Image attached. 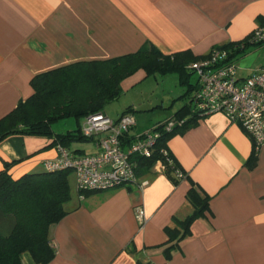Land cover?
Wrapping results in <instances>:
<instances>
[{
    "label": "crops",
    "instance_id": "0c3cea01",
    "mask_svg": "<svg viewBox=\"0 0 264 264\" xmlns=\"http://www.w3.org/2000/svg\"><path fill=\"white\" fill-rule=\"evenodd\" d=\"M262 24L264 0H0V118L31 96V79L39 74L134 53L146 42L165 54L202 56ZM232 60L243 78L264 65V45H247ZM179 85L186 89L169 110L147 117L141 130L135 124L136 133L191 115L193 86ZM186 123L165 143L183 178L174 181L152 168L139 174L141 186L90 191L50 226L54 254L44 264H264V144L255 149L241 126L221 113ZM26 137L0 142V169L4 160H16L9 170L14 178L42 171L43 162L57 156L54 146L44 147L48 138L37 136L34 147ZM191 187L208 208L183 233L182 222L194 211ZM137 207L145 212L142 225ZM22 262L38 264L28 252Z\"/></svg>",
    "mask_w": 264,
    "mask_h": 264
},
{
    "label": "trees",
    "instance_id": "16d2710c",
    "mask_svg": "<svg viewBox=\"0 0 264 264\" xmlns=\"http://www.w3.org/2000/svg\"><path fill=\"white\" fill-rule=\"evenodd\" d=\"M250 34L232 44L216 47L226 49L229 58L232 59L233 55L241 52L247 45H260L249 41ZM207 54L193 56L188 51L165 54L153 43L146 42L134 53L102 61L76 62L39 74L31 79L34 89L31 96L20 101L9 113L0 118V142L12 135L43 136L49 140L44 147L61 145L73 155L84 154L80 148L73 149L75 143L90 142V139L82 134L81 125L75 131L57 134L52 131V123L68 116H87L98 112L105 114V105L120 95L121 82L140 69L144 70L146 75L156 72L162 75L177 73L179 83L189 84L187 90H192L193 86L194 91L197 84L189 83L190 74L194 73L189 66ZM79 70L82 74L88 75L92 82L95 81L94 85L92 84L95 88L92 100L86 104H76L74 101L58 105L47 114L32 113L28 110L27 106L31 102L38 104L45 101L47 104L44 96L48 94L47 90L51 91L62 85L66 79H72L71 75ZM70 73L72 74L69 75ZM107 73L108 80L104 78ZM190 98L191 95L189 100ZM188 103L190 106V101ZM189 108L191 115L181 125L175 124L171 130H167V123L175 119L171 117L151 128L159 133V137L153 153L148 157L138 158V174L149 171L157 161H160L164 165V175L174 181L183 178L176 176V173L184 172L176 164L165 143L177 129L185 128L190 118L202 115L191 106ZM132 109L129 108V111ZM254 159L252 157L250 164L255 162ZM15 162L16 160H4L0 169V264H23L24 252H28L35 263L44 264L54 254L49 238L50 226L77 207L78 201L70 207L64 206L73 198V191L75 199L79 200L91 190L80 189L77 186L75 176L72 174L74 172L70 167L52 171L43 167L42 171L25 173L14 178L9 170ZM187 198L194 211L182 222L183 233L187 231L189 223L202 216L204 210L208 208L207 198L201 196L194 187L189 189Z\"/></svg>",
    "mask_w": 264,
    "mask_h": 264
},
{
    "label": "built area",
    "instance_id": "2783aa9c",
    "mask_svg": "<svg viewBox=\"0 0 264 264\" xmlns=\"http://www.w3.org/2000/svg\"><path fill=\"white\" fill-rule=\"evenodd\" d=\"M249 41L264 45V24L254 28ZM189 67L197 75V86L189 100L191 108L202 115L221 113L241 126L255 149L264 144V65L254 68L243 78L237 77V66L227 50L214 47L206 57L192 62ZM186 120L172 119L166 129L171 130L175 124L181 125ZM135 124L130 113H123L116 119L101 112L89 114L85 116L81 131L94 143L95 151L73 155L57 145V156L46 159L43 167L49 171L70 167L77 186L84 190L141 186L146 182H139L138 158L153 153L159 133L151 128L136 133ZM152 168L164 171L160 161ZM176 176L180 178L183 174L178 172ZM135 218L139 225L145 222L143 208L135 209Z\"/></svg>",
    "mask_w": 264,
    "mask_h": 264
},
{
    "label": "rangeland",
    "instance_id": "374dc122",
    "mask_svg": "<svg viewBox=\"0 0 264 264\" xmlns=\"http://www.w3.org/2000/svg\"><path fill=\"white\" fill-rule=\"evenodd\" d=\"M87 72L86 74H88ZM107 77L108 73L105 74L104 78L106 79ZM196 77L197 75L195 73L190 74V82H194ZM70 78L74 80L66 79L62 85L52 90L49 89L51 91L47 90L48 94L44 95L47 104H45V101L38 104L31 102L27 106L28 110L32 113L41 112L47 114L58 105L70 104L74 101L76 104H86L92 100L95 92L93 86L95 81L92 82L91 78L88 75L82 74L80 70L79 72L76 71V73H73ZM120 87V95L113 101L107 103L104 110L106 115L111 119H115L119 113L128 111L135 119L136 130L145 128L144 124L147 122V117L149 118L160 112L168 111L170 104L174 102L173 99L186 89L185 86L179 85L175 73L162 75L156 72L146 75L144 70L136 71L125 78L121 82ZM129 108H133L134 110L129 111ZM84 121L85 116L82 115L79 117H63L52 123V131L57 134L75 131ZM26 139L34 140V147H37L38 142H41V138L37 136H27ZM77 144L83 147V152L93 153V143L80 142ZM37 152H33L32 155H35ZM72 174L74 177V173ZM72 197L71 200L65 203V207H70L77 201L74 191Z\"/></svg>",
    "mask_w": 264,
    "mask_h": 264
}]
</instances>
